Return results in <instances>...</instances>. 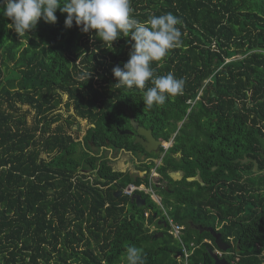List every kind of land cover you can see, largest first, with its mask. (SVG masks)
Returning a JSON list of instances; mask_svg holds the SVG:
<instances>
[{
	"label": "trees",
	"instance_id": "16d2710c",
	"mask_svg": "<svg viewBox=\"0 0 264 264\" xmlns=\"http://www.w3.org/2000/svg\"><path fill=\"white\" fill-rule=\"evenodd\" d=\"M131 7L141 21L168 12L181 21L183 44L153 68L185 85L161 106L115 86L130 37L103 43L67 29L59 10L55 24L41 19L20 37L0 14V264H126L130 245L146 264H180L166 214L197 246L192 264L215 263L207 229L231 246L222 255L230 264L264 262V0ZM63 105L74 113L64 117ZM78 118L90 123L82 139L69 133ZM132 122L172 146L146 153ZM106 149L152 159L136 165L146 176L115 170ZM130 184L160 191L165 211L144 192L140 207L119 195Z\"/></svg>",
	"mask_w": 264,
	"mask_h": 264
},
{
	"label": "clouds",
	"instance_id": "9594fccd",
	"mask_svg": "<svg viewBox=\"0 0 264 264\" xmlns=\"http://www.w3.org/2000/svg\"><path fill=\"white\" fill-rule=\"evenodd\" d=\"M57 10L66 15L67 29L75 24L83 33L94 32L111 46L121 35L130 37L127 62L122 68L112 69L117 88L139 90L148 107L164 105L171 97L182 94V78L171 72L157 75L153 68L154 63L183 44L177 16L168 12L141 21L133 15L131 0H0V14L11 21L8 27L20 37L33 31L41 19L55 24ZM149 82L152 86L146 87ZM124 259L126 264H146L143 249L134 245L127 247Z\"/></svg>",
	"mask_w": 264,
	"mask_h": 264
},
{
	"label": "water",
	"instance_id": "95a60500",
	"mask_svg": "<svg viewBox=\"0 0 264 264\" xmlns=\"http://www.w3.org/2000/svg\"><path fill=\"white\" fill-rule=\"evenodd\" d=\"M135 132H130L131 135H134V144H140L146 153L152 154V153H158L161 148L164 149V142L157 140L156 137L153 135L152 129H147L141 125L133 126ZM170 146L173 144V139L171 143H169ZM126 172V171H123ZM143 178V176H141ZM188 181L196 180V178H188ZM122 192L119 193L121 195ZM140 201H143L145 204V200L143 199L142 195L139 193H134L131 196V202L139 204ZM209 230L212 235L214 236L216 246L224 251L227 252L230 249V245H228L222 238V234L214 232L212 229ZM159 236H163L161 233ZM211 257L214 259V264H230L227 259L220 258L214 251H210ZM264 264V262L262 263Z\"/></svg>",
	"mask_w": 264,
	"mask_h": 264
},
{
	"label": "built area",
	"instance_id": "2783aa9c",
	"mask_svg": "<svg viewBox=\"0 0 264 264\" xmlns=\"http://www.w3.org/2000/svg\"><path fill=\"white\" fill-rule=\"evenodd\" d=\"M164 149L168 150L170 147L169 143L164 142ZM157 175L155 172L153 173V176ZM148 191L150 193H153L152 189H147L144 188L143 185H135V184H130L128 187H126L123 190V194L126 196L131 197L134 193H138V192H145ZM167 217V221H168V225H169V232L171 235H173L181 244L182 247V251L179 255V261L180 264H192L190 259L191 256L193 255L195 249L197 248V246L195 245V243H191L189 246L185 243L183 235H184V227L182 225H179L178 223H176L173 218H171L168 214H166ZM209 243H211V241H208ZM217 255H219L220 257H222L223 252L222 251H216Z\"/></svg>",
	"mask_w": 264,
	"mask_h": 264
},
{
	"label": "rangeland",
	"instance_id": "374dc122",
	"mask_svg": "<svg viewBox=\"0 0 264 264\" xmlns=\"http://www.w3.org/2000/svg\"><path fill=\"white\" fill-rule=\"evenodd\" d=\"M66 100H67V95L64 96V101H66ZM60 112L63 114L64 117H68L69 114L74 113L73 111L69 112L68 109L64 105L62 106ZM89 127H90V123L88 121L83 120L81 118H78L77 123L71 128V130H69V133H71L74 137H77V138H78V135H77V133H78V134H80V136H79L80 139H82V137L85 135V133ZM103 155L112 160V165L115 169H124L122 167L124 160L127 159V161L129 162V159H130L129 156H126L122 152L116 151L113 149H106V151L103 152ZM161 156H163V155H161ZM158 163L161 164V161H158ZM159 192L156 191L158 196L161 195V193H159ZM151 194L153 195V193H151ZM152 195H151V197L155 201L157 207L164 212L165 206L162 204V201H159L160 199L158 197H153ZM156 200H158V201H156ZM151 228H152V230L156 229L155 227H151Z\"/></svg>",
	"mask_w": 264,
	"mask_h": 264
},
{
	"label": "crops",
	"instance_id": "0c3cea01",
	"mask_svg": "<svg viewBox=\"0 0 264 264\" xmlns=\"http://www.w3.org/2000/svg\"><path fill=\"white\" fill-rule=\"evenodd\" d=\"M120 152H122V151H120ZM124 155H126V156H129V162L127 161V159L125 160V161H127V165H125L124 163L122 164V167L124 168V169H115V170H117V171H120V172H123V171H126V169L128 168V166H130V167H132L133 169H135L136 171H133V174L135 175V174H138L140 177L141 176H143V178L146 176V171H144V172H142V171H140V170H138V169H136V165H140V164H143L144 162H148V163H150L151 162V160L152 159H147L145 156H131V155H129V154H126L125 152H122ZM163 157L164 156H161V159H157L156 160V162H157V164L158 165H161L162 164V159H163ZM110 159V158H109ZM111 160V159H110ZM112 161V160H111ZM124 161V162H125ZM158 161H161V164H159L158 163ZM157 174V175H155V176H153V173L154 172ZM124 173V172H123ZM174 175H176L177 173V175H178V177L176 178L177 180L176 181H180V180H182V178H183V173L181 172V171H177V172H172ZM160 175L157 173V171L155 170V169H153L152 170V174H151V182L153 181L152 179H154V178H158ZM196 180H197V178H196ZM143 186H144V188H146V190L147 189H152L153 190V195L150 193V192H148V191H145L144 193H146V194H150V195H152L153 197H158L160 200L159 201H161V197L160 196H158L157 194H156V191L153 189V187H152V185H150L149 187H147L146 185H144V184H142ZM152 198V197H151ZM144 199V198H143ZM145 200V199H144ZM156 201H158V200H156ZM146 203V202H145ZM145 204L143 203V204H140V206H144ZM166 213V212H165ZM161 225V224H160ZM154 227V226H153ZM161 234V233H160ZM159 234V235H160ZM217 247V246H216ZM216 251H222V250H220L218 247L216 248ZM223 253H225L224 251H222ZM216 253V252H215ZM219 256V255H218ZM220 257V256H219ZM220 258H224L223 256L222 257H220Z\"/></svg>",
	"mask_w": 264,
	"mask_h": 264
},
{
	"label": "flooded vegetation",
	"instance_id": "af4514ba",
	"mask_svg": "<svg viewBox=\"0 0 264 264\" xmlns=\"http://www.w3.org/2000/svg\"><path fill=\"white\" fill-rule=\"evenodd\" d=\"M131 124H132V127H133V126H137V125H139L138 123H135V122H132ZM130 132H135V131H134V128H133V131H130ZM132 136L134 137V135H132ZM125 153H126V154H129V155H131V156H136V155H134L133 153H130V152H125ZM140 157H141V156H140ZM160 159H161V158H160ZM124 161H125V160H124ZM124 164L127 165V161H125ZM133 171H136V170L133 169V168L130 167V166H128V168L126 169V172H129L131 175H134V174H133ZM177 174H178V173H177ZM177 174L174 175L173 173H171L170 176L176 181V180H177L176 178L178 177ZM130 199H131V197H130ZM145 202H146V201H145ZM135 203H136V202H135ZM143 203H144L143 201H140L139 204H137V203H136V204L140 207V204H143ZM159 224H161V225H162L163 227H165V228L167 227L165 221H163V220H162V221L160 220V221H159Z\"/></svg>",
	"mask_w": 264,
	"mask_h": 264
}]
</instances>
